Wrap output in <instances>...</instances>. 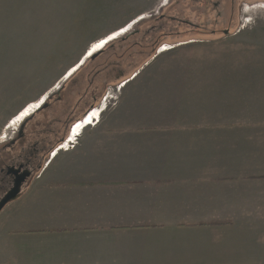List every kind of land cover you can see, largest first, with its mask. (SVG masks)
Returning <instances> with one entry per match:
<instances>
[{"label":"crops","instance_id":"obj_1","mask_svg":"<svg viewBox=\"0 0 264 264\" xmlns=\"http://www.w3.org/2000/svg\"><path fill=\"white\" fill-rule=\"evenodd\" d=\"M253 70L254 86L241 85L254 93L253 116L246 93L216 89L212 76L208 120L180 121L178 110L156 122L159 106L127 102L105 120L101 108L72 141L66 134L0 220L18 263L205 264L198 259L209 251L233 247L236 223L264 220L252 209L264 202L255 193L264 186V97ZM60 153L66 162L55 165ZM240 261L226 263H258Z\"/></svg>","mask_w":264,"mask_h":264},{"label":"rangeland","instance_id":"obj_2","mask_svg":"<svg viewBox=\"0 0 264 264\" xmlns=\"http://www.w3.org/2000/svg\"><path fill=\"white\" fill-rule=\"evenodd\" d=\"M253 69L264 97V0H0V165L37 144L35 180L66 134L75 139L74 130L94 124L105 106L102 120L118 105L144 101L159 106L151 116L156 122L178 110L180 121L208 120L212 76L216 89L246 93L253 116L254 93L241 86H254ZM98 104L100 113L79 119ZM64 158L60 153L54 164ZM255 193L264 194V186ZM259 203L252 209L261 212ZM231 238L233 247L198 260L264 264V220L242 219ZM13 245L0 233V264L18 263Z\"/></svg>","mask_w":264,"mask_h":264},{"label":"flooded vegetation","instance_id":"obj_3","mask_svg":"<svg viewBox=\"0 0 264 264\" xmlns=\"http://www.w3.org/2000/svg\"><path fill=\"white\" fill-rule=\"evenodd\" d=\"M24 135L25 132L23 131L22 136ZM38 151L39 148L37 147V144L33 145L32 147L27 146L25 149L23 147V152L18 155L16 159L10 162H1L2 164L0 165V201L2 200L3 196H5L9 191L13 189V187L16 185L17 179L21 178L25 174V172H31V176H28L26 178V181L22 182L23 185L21 194L23 193L25 187H27L29 183L32 182L31 180H33V175L34 173H36V169L40 166V162L38 160Z\"/></svg>","mask_w":264,"mask_h":264},{"label":"water","instance_id":"obj_4","mask_svg":"<svg viewBox=\"0 0 264 264\" xmlns=\"http://www.w3.org/2000/svg\"><path fill=\"white\" fill-rule=\"evenodd\" d=\"M135 76H137V74ZM28 176H31V172L27 171L21 178L17 179L16 185L13 187V189L9 191L5 196H3L2 200L0 201V213L2 212L4 206H6L8 203H10L11 201H14V199L19 197V195L21 194V190H22V185H23L22 182L23 181L25 182Z\"/></svg>","mask_w":264,"mask_h":264},{"label":"bare ground","instance_id":"obj_5","mask_svg":"<svg viewBox=\"0 0 264 264\" xmlns=\"http://www.w3.org/2000/svg\"><path fill=\"white\" fill-rule=\"evenodd\" d=\"M97 111H98V112H100L99 110H97V109L95 110V109H94V111H93L94 115H93V113H92V112H91V113H92V115H91V113H90V115H91L92 117H93V116H95V112H97ZM89 119H90V117H89ZM82 120H83V121H85V120H86V117H85V118H83ZM87 120H88V119H87ZM79 124H80V123H79ZM77 125H78V124H76V125H75V127H77ZM75 131H76V130H75Z\"/></svg>","mask_w":264,"mask_h":264},{"label":"trees","instance_id":"obj_6","mask_svg":"<svg viewBox=\"0 0 264 264\" xmlns=\"http://www.w3.org/2000/svg\"><path fill=\"white\" fill-rule=\"evenodd\" d=\"M110 44H111V42H110ZM84 66H85V62L82 65H80V67L78 69H82Z\"/></svg>","mask_w":264,"mask_h":264}]
</instances>
